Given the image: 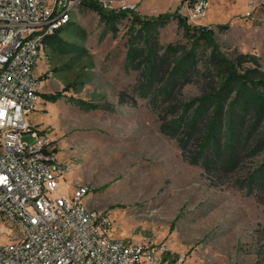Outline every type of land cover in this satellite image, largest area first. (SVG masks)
I'll return each instance as SVG.
<instances>
[{"label": "rangeland", "instance_id": "1", "mask_svg": "<svg viewBox=\"0 0 264 264\" xmlns=\"http://www.w3.org/2000/svg\"><path fill=\"white\" fill-rule=\"evenodd\" d=\"M100 1L117 9L125 4ZM127 1L139 5L142 13L133 10L142 17L187 12L182 0ZM131 19L129 14L120 21L113 35L96 11L80 3L61 32L63 49L46 44L35 66L42 93L69 88L57 102L41 98L29 115L69 167L57 193L69 196L77 186H89L85 203L110 215L113 235L157 245L156 264H264V179L258 177L264 166V85L255 84L264 80V0H209L207 14L189 22L212 28L224 61L210 42L194 44L171 17L151 30V49L147 37L138 36L143 51L127 67ZM170 43L177 49L167 51ZM190 51L188 67L173 73ZM147 56L154 59L150 85ZM227 61L252 79L239 96L246 108L235 116L231 145L224 123L219 151H203L215 100L193 126L199 101L189 104L219 92ZM239 89L237 82L223 94L224 113ZM259 91L262 103L254 96ZM80 99L99 108L74 101ZM23 140L32 138L25 134Z\"/></svg>", "mask_w": 264, "mask_h": 264}, {"label": "built area", "instance_id": "2", "mask_svg": "<svg viewBox=\"0 0 264 264\" xmlns=\"http://www.w3.org/2000/svg\"><path fill=\"white\" fill-rule=\"evenodd\" d=\"M81 1L0 0V264H156L157 245L113 235L110 215L85 203L89 186L57 193L69 167L53 138L29 121L41 99L35 66L44 41ZM208 5L185 0L188 22Z\"/></svg>", "mask_w": 264, "mask_h": 264}, {"label": "trees", "instance_id": "3", "mask_svg": "<svg viewBox=\"0 0 264 264\" xmlns=\"http://www.w3.org/2000/svg\"><path fill=\"white\" fill-rule=\"evenodd\" d=\"M185 0H182V3ZM81 5L87 9H91L96 11L101 19L110 27L111 31L113 32V35H116L119 31L118 28V23L122 21L124 18L128 17L129 14H131L132 19H131V26H130V34H131V44L127 53V67L132 66L136 60L140 57L137 56L140 52H142V48L138 44H136L138 36L140 34H144L147 37L148 40V46L150 47V33L151 30L154 29V31H157L158 26H164L167 22V20L171 17L176 18L178 20V24L180 27L184 29L185 36L190 37L194 44L199 43L200 40H205L207 42H210L212 46L214 47V50L216 53L220 56V60L224 61V57L219 51L218 45L215 42L214 39V32L211 27L209 26H200V27H195L192 26L188 22V18L185 15H182L180 13V10L175 11L174 13H168V12H163L160 13L157 16H150V17H142L140 14L135 12L132 8H127V9H122V8H114V7H108L105 6L103 1L100 0H82ZM70 22V21H69ZM67 22L66 24H63L59 28L55 30L53 34L48 36L43 44V48L46 44H51L56 47H59L60 50L63 48L64 41L61 38V32L65 30L67 25L69 24ZM135 25H138L139 27L136 28ZM222 27H226L228 24H221ZM151 49V47L149 48ZM167 51L171 50H176L177 48L173 44H168L167 45ZM149 55H151V52H148ZM217 55V56H218ZM223 58H222V57ZM192 52L190 51L186 56H183L177 66L174 68L173 73H176L179 71V69H186L188 67L189 63L191 62L192 59ZM147 61L148 65L146 67V75L148 76L146 78L147 85L151 84V73H152V68L154 66V59L153 56H147ZM227 74L225 76V81L219 90L217 94L214 95H205L201 96L199 98H196L193 100L189 105H192L196 101H199V105L195 111V117L190 120V125L193 126L197 122V116L201 114L209 101L212 99L215 100V110L213 117L211 121L209 122L208 126L206 127V134L204 137V140L201 144V149L204 151L205 149L208 151L209 148H215L217 151H219V146L216 143L217 137L219 134H221V129L225 123V129L227 130V133L229 134V145H231V141L233 139V134L235 132V123L234 121L235 116L239 114L242 110H244L245 104L239 97L240 95H243V93L249 91V82H252V79L249 74L247 73H239L236 68L232 64H230L227 61ZM43 79V78H40ZM240 83V89H239V94L238 98L235 99L232 103L231 106L227 109V112L224 113V108H223V94L230 92L231 88L237 83ZM255 84H262L264 85V80H260L258 82H255ZM69 88L66 86L62 90H58L55 92L51 93H41V98L45 99L46 101L49 102H57L61 98L65 96L64 91L68 90ZM257 97L259 100L258 103H262L261 99L263 98V93L262 92H257V94L254 95ZM73 100L72 98H70ZM76 101L79 105L86 107L88 109H98L99 105L90 103L86 100L80 99V100H74ZM261 106L258 107L257 111H261ZM224 118V119H223ZM212 141V143H211ZM232 158H230L229 161H231ZM259 172V178L264 179V166ZM180 214H178L173 221V224L175 221L179 218Z\"/></svg>", "mask_w": 264, "mask_h": 264}, {"label": "crops", "instance_id": "4", "mask_svg": "<svg viewBox=\"0 0 264 264\" xmlns=\"http://www.w3.org/2000/svg\"><path fill=\"white\" fill-rule=\"evenodd\" d=\"M121 3H122V4L125 3V4H128V5H130V6H134L136 9H138V10L140 11V7H139V5L136 4L135 2H128L127 0H122ZM184 9H185V7H184ZM137 13H138V12H137ZM140 13H142V12L140 11Z\"/></svg>", "mask_w": 264, "mask_h": 264}]
</instances>
